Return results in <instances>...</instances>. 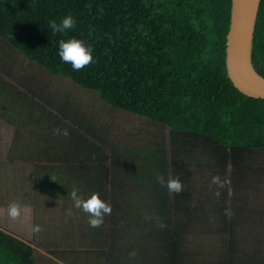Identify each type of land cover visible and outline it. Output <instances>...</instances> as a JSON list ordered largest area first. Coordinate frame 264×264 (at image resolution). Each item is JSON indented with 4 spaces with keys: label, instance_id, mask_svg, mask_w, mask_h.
Wrapping results in <instances>:
<instances>
[{
    "label": "trees",
    "instance_id": "obj_1",
    "mask_svg": "<svg viewBox=\"0 0 264 264\" xmlns=\"http://www.w3.org/2000/svg\"><path fill=\"white\" fill-rule=\"evenodd\" d=\"M69 13L75 28L52 33L48 22L56 19L59 23ZM230 16L231 0H0V39L8 48L78 88L94 92L111 116H135L126 120L128 128L121 124L115 128L118 144H112L116 139L110 128L104 132L113 136L109 142L99 138L100 148L110 149L106 158L111 166L121 168L119 179L131 175L128 155L132 159L127 164L134 168L137 163L148 165L140 168V175L129 176V181L142 176L152 185H161L158 174L166 180L169 175L179 176L184 191L172 194L174 212H169L168 205L164 231L156 223L148 235L165 248L161 259L165 264H187L188 259L194 264L196 257L204 264H233L239 254L231 245L228 261L222 253L223 261L213 263L204 260L211 253L188 247L186 231L197 223L192 217L199 208L198 201L188 196L199 174H209L202 186L210 185L214 175L229 179L232 190H238L235 183L244 180L248 182L245 190L249 182L264 183V99L242 94L227 77ZM71 37L93 49V62L80 71L58 55V41ZM251 61L264 76V0H260L255 23ZM138 118L153 128L146 139L139 136L141 124L133 125ZM0 135L4 137L0 145L6 144L4 154H8L11 135ZM112 176L115 183V173ZM7 210L0 207V264H35L30 226H24L27 230L21 234ZM122 221L111 220L112 238L118 231L119 237L129 231L116 229ZM255 238L264 245V234ZM241 264H264V249L254 250Z\"/></svg>",
    "mask_w": 264,
    "mask_h": 264
},
{
    "label": "crops",
    "instance_id": "obj_2",
    "mask_svg": "<svg viewBox=\"0 0 264 264\" xmlns=\"http://www.w3.org/2000/svg\"><path fill=\"white\" fill-rule=\"evenodd\" d=\"M9 55L16 68L7 67L9 71L0 72V91L12 107V112H0V133L11 135L10 142L7 141L11 144L8 154L0 153V207H8L13 201L21 205V216L14 227L23 234V229L27 230L24 226H30L35 264H165L161 260L165 248L155 236L148 235L151 226L157 223L155 218L165 222L168 205L169 212H174L171 210L173 195L165 186L152 185L146 179L129 181V176L136 172L141 174L140 167L134 168L133 164L127 169L131 173L127 175L129 179H119L120 166L119 169L116 164L111 166L106 158L110 149L100 148L99 143V138L109 142L114 136L116 127H111L112 117L107 121L103 117L112 113L105 112L93 93L59 75H49L50 72L19 53ZM18 61L23 64L24 71L16 63ZM73 87L89 108L83 126L77 123L80 119L78 110H70ZM57 127L67 128L70 135H54L53 129ZM108 128L113 136L104 133ZM3 138L0 135V139ZM114 138L112 144H118L119 138ZM12 143L20 156L15 160H10ZM11 162L16 181L15 188L8 191L7 180L2 175L4 172L9 175ZM246 183L245 180L235 183L238 190H232L231 197L226 189H221L219 199L213 194L215 185L202 186L203 181L199 180L192 184L188 197L197 200L199 208L192 217L198 222L191 230H201L209 240L202 248L194 239L198 235L186 231L188 247H201L200 252L211 253L209 257L205 256V261H221L222 253L225 254L223 260L228 261L231 245L239 250L235 260L233 257V264H241L254 250L264 249L255 238L264 234V183L249 182V190H245ZM74 186L85 198L92 192H99L101 199L112 206L111 215L104 217L101 227H90L88 214L74 207L68 195ZM5 192L9 198L5 199ZM222 207L231 208L234 213L231 219L225 217ZM69 208L72 215L66 214ZM147 216L154 219L149 221ZM117 218L125 222L116 224V229L127 227L129 231L125 236L120 231L124 237H119L118 231L112 238L111 220ZM132 219L139 221L130 223ZM36 225L41 228L38 233L34 231ZM244 236L254 238L245 240ZM215 241L216 246L213 245ZM130 252H135V257H130ZM189 260L193 261L188 259L187 264H191ZM199 261L196 257L194 264H200Z\"/></svg>",
    "mask_w": 264,
    "mask_h": 264
},
{
    "label": "clouds",
    "instance_id": "obj_3",
    "mask_svg": "<svg viewBox=\"0 0 264 264\" xmlns=\"http://www.w3.org/2000/svg\"><path fill=\"white\" fill-rule=\"evenodd\" d=\"M76 26V21L71 13L64 16L63 18H59V23L56 19H52L48 22L47 27L54 34L64 33L68 30L74 29ZM58 55L62 62L70 63L72 69L74 71H80L86 66L90 65L93 62V49L91 46L85 44V42L81 39H77L76 37H71L67 40L60 39L58 41ZM53 134L57 136L68 137L70 132L67 128H54ZM138 165V164H137ZM52 180L56 181L53 177ZM158 183L167 188L168 193L171 194H180L184 191V186L179 176L173 177L169 175L167 180L163 174H158L156 177ZM211 185L216 186V190L214 191V196L219 199L222 195L221 189H226L228 196L231 197L233 195L231 189V181L229 179H221L219 175H214L211 179ZM71 200L74 202V207L76 209H82L83 212L88 214V224L92 228H99L104 223V217L106 215H111L112 206L101 199V195L99 192H92L90 195L85 198L80 194L79 189L77 187H73L72 190L68 193ZM8 216L16 220L21 216V205L13 201L9 203ZM67 215H72V209L69 208L67 210ZM224 215L226 218L231 219L234 215L231 208H226ZM147 220L151 221L154 219L152 216H147ZM157 224L160 228H165L166 225L159 220V218H155ZM35 232H40L41 228L39 225H36L34 228ZM135 252H130V257H135Z\"/></svg>",
    "mask_w": 264,
    "mask_h": 264
},
{
    "label": "water",
    "instance_id": "obj_4",
    "mask_svg": "<svg viewBox=\"0 0 264 264\" xmlns=\"http://www.w3.org/2000/svg\"><path fill=\"white\" fill-rule=\"evenodd\" d=\"M260 0H231L226 36L225 69L232 85L242 94L264 99V76L251 61V47Z\"/></svg>",
    "mask_w": 264,
    "mask_h": 264
},
{
    "label": "rangeland",
    "instance_id": "obj_5",
    "mask_svg": "<svg viewBox=\"0 0 264 264\" xmlns=\"http://www.w3.org/2000/svg\"><path fill=\"white\" fill-rule=\"evenodd\" d=\"M6 45L7 44L2 39H0V72L9 71L7 67L11 68L12 70H13V67L16 68L15 64H13V66H12L13 57L10 56L9 54L10 53H19V52H16V50H14L12 48H8ZM19 54L22 55L21 53H19ZM16 63H18L20 65L22 71H24L23 64L20 61H18ZM49 75H53V74L50 73ZM73 93L74 94L71 96L72 100L70 101V110H71V112H74V111L78 110V112L80 114V119H79L80 121L78 120L77 123H78V125L83 126V123L85 122L86 115L89 113V108L83 102V98L81 96H79V95H76V90H75L74 87H73ZM92 93L94 95H96L94 92H92ZM8 110H11L10 112H12V107L9 106V101H8L7 96L0 91V112H8ZM124 116L125 115L121 116L120 114H113L111 116L112 118H110V115H104L103 117H104L105 121H107L110 118L111 127H117V126H119V124H121V125H123V126L128 128L129 126L126 123V120L129 121L130 120L129 117L133 118L134 116L133 115L132 116L131 115L130 116L127 115L128 116L127 119H124ZM123 119H124V121H123ZM147 122L143 118L142 119L138 118V120H136V123H133L134 127H137L139 124H141L138 127L137 130L141 131V134H139V136L142 135L145 139L149 135L151 136V134L153 132L152 126L149 125V123H147ZM157 130H158V128H157ZM149 131L151 133H148ZM165 132L166 131L164 130V134H165ZM137 133H140V132H137ZM9 138L10 137H8V140H9ZM126 138H127V136H126ZM138 143H145V142L144 141H142V142L140 141ZM12 144L14 145V148L11 151L10 160H15L17 158H20V156L17 153L18 150L15 149L16 145L14 143H12ZM5 145H6L5 143H2L0 145V148L3 149L2 153H4L6 151V149H4ZM150 149L153 150V147H151ZM163 157L166 160L168 159L166 153L163 155ZM122 158L124 159V157H122ZM131 159L132 158L129 155L126 157V165L127 166H130L129 164H127V162L129 160H131ZM2 163H4V162H2ZM137 164H135V166L140 167V168L148 167L147 163H141V164L137 163ZM9 165H10L9 166L10 167L9 175H6L7 173L4 172L2 176H3V178L5 180H7V183H8V186L6 187V189H8V191H11V189L15 188V183L14 182L16 181L15 180V176L16 175H15V172H14V170L12 168L13 163L11 162V163H9ZM0 169H1V164H0ZM4 169H6V167ZM166 170L169 172V168L166 169ZM208 177H209V174L206 171L204 173L199 174V176L197 177V180L202 181L203 178H208ZM136 178H137V180H139L140 176H137ZM141 179L143 180L144 178L141 176ZM8 195L9 194L7 192H5V199L9 198V197H7ZM0 196H1V193H0ZM192 220L194 222V218ZM196 222H198V221H196ZM187 231H189V232L192 231L193 234L196 233V235H198V236H195L194 239L198 243L199 246L204 248L207 245V242H208L209 239H208V237L204 236V234H203V232L201 230H194V231L193 230H187ZM189 238H190V236H189ZM216 239H217V237L215 236L214 240H216ZM213 245L214 246L217 245L216 241L213 243ZM45 253H47V251H45Z\"/></svg>",
    "mask_w": 264,
    "mask_h": 264
}]
</instances>
